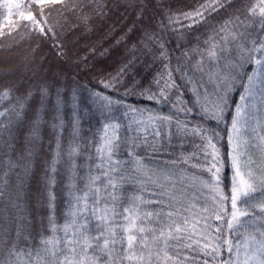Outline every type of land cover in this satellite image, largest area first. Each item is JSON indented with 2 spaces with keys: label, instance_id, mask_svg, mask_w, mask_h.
Wrapping results in <instances>:
<instances>
[{
  "label": "trees",
  "instance_id": "obj_1",
  "mask_svg": "<svg viewBox=\"0 0 264 264\" xmlns=\"http://www.w3.org/2000/svg\"><path fill=\"white\" fill-rule=\"evenodd\" d=\"M205 2L136 0L137 6L133 8L126 6L130 0H98L100 5H105L103 11L107 14L103 18L92 16L91 22L85 25L78 20L81 7L77 0H65L48 5L44 13L43 18L50 25L57 22L63 25L57 28L54 38L50 33L29 35L23 28L12 33L6 30L0 37V93L10 90L9 96L0 99V112L4 113L0 117V264H54L50 256L52 245L45 246L44 241L56 242L65 225L72 222L76 197H82L90 187L89 176L101 175L97 170L101 164L100 153L96 149L101 147L105 124L120 125L116 134L124 143L113 161H119L123 175L130 178L124 185L130 195L138 194L136 189L146 183L140 177L161 170H166L165 174L178 182L183 180V187H189L190 182L198 183L196 178L201 170L197 161L202 157L197 146L201 141L191 133L198 123L220 131L222 138L218 146L222 145V151L227 153L228 132L224 124H205L197 115L196 103L198 95L203 100L205 93L219 91L218 81L210 79V75L223 71L225 60L217 63L204 55L202 63L198 62L201 53L212 43L210 38L221 28L224 32L217 35V40L224 35L230 38L234 31L255 34L254 27L246 30L243 26L251 24L247 10L255 0H231V3L220 0L224 7L191 28L188 25L192 21H184L183 32L174 31L172 27L162 28V20L163 25L168 24L164 18L168 9L173 13L191 12ZM74 4L77 5L75 11ZM141 5L143 16L137 19ZM229 21L231 23H227ZM145 33L155 36L149 40ZM161 44L169 54L166 59L160 58ZM196 48L199 52L193 51ZM185 52L187 56L183 55ZM125 66H128L126 74L121 77L124 86L105 89L101 81L116 76ZM254 66L247 67L246 71L252 72ZM244 79L246 81L247 77ZM133 84L139 86L127 97H118V93L123 94ZM149 85L157 94L154 100L140 95ZM45 87L47 97L41 92ZM161 89L164 96L159 95ZM94 92L111 96L113 100L121 98L123 105L131 108L152 111L132 113L128 107L121 106L111 112L105 109L102 115L92 103ZM242 92L239 88L230 94L232 114ZM251 103L256 107L250 110L249 129L257 130L251 135H264L258 127L264 125V102L257 95ZM185 109L192 111L186 115ZM150 115L155 122L148 120ZM134 116L145 118L149 126H158L159 117H171V123L166 122L169 136L166 133L152 139L134 138L135 127L129 124ZM225 116L230 128L232 115L226 113ZM177 121L187 123L189 131H179ZM133 143L139 147H131ZM72 148L79 151L69 160ZM129 152L133 155L129 156ZM248 156L255 168L264 169V142L256 140L248 149ZM104 166L107 168L106 163ZM227 175H231L230 167ZM151 191L149 186L145 199L152 198L147 194ZM187 201L188 198L185 206ZM250 203L256 205L255 210L259 212L257 201ZM240 207L243 210L246 206ZM228 208L230 213V203ZM224 228V238L229 239L226 224ZM239 231L244 235L253 233L252 229ZM194 240H198L196 236L184 243ZM198 247L196 244H193L195 250L181 247L179 252L172 251L169 255L177 264H225L229 259L226 247L217 248L215 257ZM168 264L173 261L169 260Z\"/></svg>",
  "mask_w": 264,
  "mask_h": 264
},
{
  "label": "snow or ice",
  "instance_id": "obj_2",
  "mask_svg": "<svg viewBox=\"0 0 264 264\" xmlns=\"http://www.w3.org/2000/svg\"><path fill=\"white\" fill-rule=\"evenodd\" d=\"M64 2L65 0H0V37L5 35L6 30L12 33L16 29L23 28L29 35L47 36L50 33L54 38L57 28H62L63 25L59 22L50 25L48 20L43 18L44 13L48 5ZM228 2L231 3V0ZM77 4L81 7V16L78 20L85 25L91 22L92 16L103 18L107 14L103 11L105 5H100L98 0H77ZM93 4L96 5L95 8L92 7ZM76 6L73 5V11ZM126 6L135 8L136 0H130ZM222 7L224 4L220 0H206L191 12L173 13L168 9L164 17L168 24L163 25L162 20L161 25L162 28L172 27L174 31L183 32L184 21L191 20L192 23L188 25L191 28L203 22L211 12ZM84 9L90 11L85 12ZM247 11L251 24L243 26L246 30L254 27L255 34L248 31H234L230 38L224 35L217 40V35L224 32V28H221L210 38L212 43L204 53H201V61L198 62L202 63L204 55H207L210 61L217 63L222 59L225 60L224 70H217L210 75V79L218 81L219 91H214L210 95L205 93L203 100L198 95L196 103L199 106L197 115L205 124L210 125L212 122L218 126L224 124L228 132L229 145V150L225 154L222 151L223 146H218L222 138L221 133L215 128L198 123L191 129L192 135L198 136L201 141L197 146L198 153L202 157L197 161L201 171L196 179L197 191L206 193L198 199L203 214L190 223L187 213H190L191 208L185 207V201L191 189L183 187V180L178 182L165 174L166 170L140 177L146 183H142L136 189L138 194H128L124 185L130 178L123 175L120 162L113 161V156L119 153L124 143L116 134L120 125L105 124V131L111 128L113 135L106 139L103 146L96 149L100 153L101 164L97 166V170L101 175L89 176L90 187L83 197H76L75 210L71 213L72 222L64 227L65 236H69L71 229L67 241L72 245L67 249L71 255L60 259L65 251L63 242L44 241L45 246L52 245L51 256L54 264H101V262L103 264H168L169 260L177 264L169 253L179 252L181 247L195 250L193 244L199 245V240L184 243L185 240H191L193 235L209 241L200 248V251L207 255L215 257L217 248L226 247L229 259L225 264H264V169L255 168L254 161L248 156V149L256 140L264 142V135L254 137L251 133L256 129H249L250 110L256 107L251 101L259 95L260 101L264 102V0H255ZM142 16L143 5L137 19H141ZM236 20L239 21V16ZM176 24H180V28H176ZM145 35L149 40L155 36L154 33L152 36H148L147 33ZM205 44H209V41H205ZM160 48V58L166 59L169 55L167 50L163 44ZM193 51L199 52V48ZM183 55L187 56L188 53L185 52ZM252 65H255L252 72H247L246 68ZM127 67L122 68L116 76L102 80L103 87L110 90L123 87L124 81L121 77L126 74ZM156 83L159 85V80ZM138 86L133 84L131 88H126L123 94L117 95L127 97ZM239 88H242L243 92L240 94V102L236 104L235 113L232 114L230 94ZM41 92L43 97H47V87ZM9 95L10 90L0 93V99ZM140 95H146L148 100H154L157 96L151 91V85ZM159 95L164 96V89H161ZM92 103L98 106L102 115L105 109L111 112L114 107L121 106L128 107L132 113L142 114L144 111H152L131 108L123 105L121 98L113 100L111 96L101 92L92 93ZM184 111L187 115L192 109ZM226 113L232 115L230 128L226 123ZM127 114L126 112L125 115ZM3 115L4 113L0 112V117ZM158 119L161 125L165 122L171 123V117ZM148 120L155 122L151 115ZM177 127L181 132L189 131L187 123L181 124L177 121ZM258 127L260 132L264 133V125ZM242 133L246 136L243 140ZM130 146L139 147L135 143ZM78 151L77 148H72L68 154L69 160ZM132 155L133 153L129 152V156ZM139 162L138 159L137 163ZM187 162L186 160L185 163ZM105 163L107 168L104 166ZM229 167L230 176L227 175ZM149 186L152 191L147 194L152 198L145 199L146 189ZM254 200L259 205V212L255 210L256 205L250 203ZM81 201H83L82 206ZM241 205L246 207L242 210ZM216 222L219 226L215 228L214 234L208 235L210 225ZM225 224L229 239L224 238ZM241 229H252L253 233L244 235L239 231ZM89 252L93 255L89 256ZM233 252L235 258L232 256Z\"/></svg>",
  "mask_w": 264,
  "mask_h": 264
},
{
  "label": "rangeland",
  "instance_id": "obj_3",
  "mask_svg": "<svg viewBox=\"0 0 264 264\" xmlns=\"http://www.w3.org/2000/svg\"><path fill=\"white\" fill-rule=\"evenodd\" d=\"M129 124L135 127L134 133H132L134 138L142 136V137H147L149 139H152L153 137L154 138L159 137L160 134H163L164 136H166V133H167V136H169L168 124L166 122L162 125H161V123L158 124V126L161 125V128H159L158 126H154L153 124H151L149 126V123L147 122V120L141 116H134L131 118V121ZM176 132H179V131L176 129ZM102 133H103V136H102V140L100 143L101 146H103L105 144L106 139L112 137L113 131L111 128H109L107 130V132L104 130ZM157 133H159V135H157ZM245 138H246L245 134L242 133L241 139L243 140ZM253 146H254V144H253ZM260 155L263 156V153H260ZM189 187L191 190L188 192V201H187V205L185 207L191 208L190 213H187L188 216L191 217V218H189V221L191 223L193 219H199V217L203 214L200 211L201 204L198 203V199L200 197H203L204 195H206V193H200L197 191L198 183H196V185H194L193 183L190 182ZM84 194H83V196H84ZM214 215L215 214L213 213V216ZM197 227H199V226H197ZM216 227H217V222L212 223L210 225V231L207 234L208 235L214 234V230ZM193 236L195 237L196 235H193ZM196 237L200 241L198 248H201L204 246V244L209 243V241H207V240H203L202 238H200L198 236H196ZM68 239H69V237L65 236V233L63 231H61L59 233V235L57 236L56 242H63V248L65 249V251L63 252V255L61 257H59L60 259H63L64 256H69V254H70L67 251V249L70 248L72 245H69L67 243ZM58 247H59V245H58ZM52 251H53V249L51 250V252ZM50 256H51V253H50ZM233 258H235V252H234Z\"/></svg>",
  "mask_w": 264,
  "mask_h": 264
}]
</instances>
